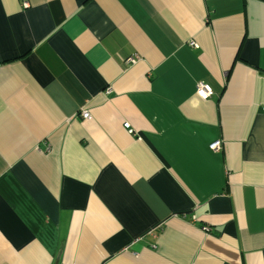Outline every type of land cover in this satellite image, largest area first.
Returning a JSON list of instances; mask_svg holds the SVG:
<instances>
[{
    "label": "crops",
    "instance_id": "crops-1",
    "mask_svg": "<svg viewBox=\"0 0 264 264\" xmlns=\"http://www.w3.org/2000/svg\"><path fill=\"white\" fill-rule=\"evenodd\" d=\"M0 264H264V0H0Z\"/></svg>",
    "mask_w": 264,
    "mask_h": 264
},
{
    "label": "built area",
    "instance_id": "built-area-1",
    "mask_svg": "<svg viewBox=\"0 0 264 264\" xmlns=\"http://www.w3.org/2000/svg\"><path fill=\"white\" fill-rule=\"evenodd\" d=\"M25 6H28L27 4H25ZM194 45V43H192ZM138 59L136 58H131L128 60L129 63L131 64H135L137 63ZM197 95L202 98V99H209L212 97L213 95V90L212 88L205 84V83H199L198 86H197ZM82 117L85 119V120H89L91 119V114L88 112V111H83L82 112ZM124 128L126 130L129 131V133H133L132 130H130V124L128 123H125L124 124ZM211 149L214 150V151H219L221 149V142L220 141H217L215 142L214 144L211 145Z\"/></svg>",
    "mask_w": 264,
    "mask_h": 264
}]
</instances>
